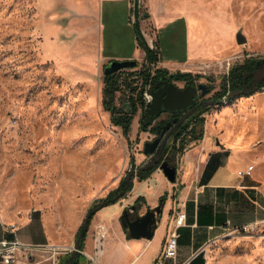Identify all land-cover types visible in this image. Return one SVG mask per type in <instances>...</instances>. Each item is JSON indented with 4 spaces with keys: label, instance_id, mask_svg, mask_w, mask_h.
Here are the masks:
<instances>
[{
    "label": "rangeland",
    "instance_id": "rangeland-1",
    "mask_svg": "<svg viewBox=\"0 0 264 264\" xmlns=\"http://www.w3.org/2000/svg\"><path fill=\"white\" fill-rule=\"evenodd\" d=\"M80 1L0 0V200L40 208L48 217L59 211L64 222L96 207L125 178L130 162L138 168L145 159L143 143L153 139L150 128L156 126L155 120L141 126L143 92L149 93L152 82L142 85L143 77L129 75L139 71V58L129 59L135 67L111 73L116 90L110 105L135 107L125 135L103 104V66L109 60L99 55L124 53L135 39L125 1L113 4L112 18L110 4L103 6L99 55L97 23L83 16L85 8L94 10L93 0L85 7ZM146 5L149 18L136 25L145 44L152 39L163 63L141 71L186 72L192 85L207 87L203 98L219 102L200 109L202 130L225 137L246 158L264 194V84L224 100L231 91L230 68L264 57V0H147ZM237 32L243 43L236 41ZM228 59V69L219 66ZM166 155L159 162L171 165ZM204 253L205 264H264L263 231H233L210 242Z\"/></svg>",
    "mask_w": 264,
    "mask_h": 264
},
{
    "label": "crops",
    "instance_id": "crops-1",
    "mask_svg": "<svg viewBox=\"0 0 264 264\" xmlns=\"http://www.w3.org/2000/svg\"><path fill=\"white\" fill-rule=\"evenodd\" d=\"M119 1L93 0L94 10L87 13L85 8L83 12L86 19L97 23L98 55L103 6L110 4L108 14L112 18L117 14L113 4ZM123 1L128 11L129 0ZM80 4L85 7L88 3L82 0ZM146 4L147 0H143V20L149 18ZM180 19L163 24L159 29H166ZM173 32L174 29L168 35L173 37ZM143 54L137 39L133 38L131 48L124 53L99 56L109 61L139 58L141 64ZM187 134L181 153L172 159L171 165L175 166L173 182L167 181L159 170H154L146 178L130 180L131 188L124 195L93 211L80 243L77 264H153L178 207L185 212V220L184 225L177 228V263L188 260V264H205L207 245L233 231L246 227L252 228L251 232L264 231V194L251 175L253 170L249 175L236 173L249 164L246 158L227 144L225 137L212 138L206 128L198 139H191ZM157 207L160 211L155 215L150 236L130 237L121 225L123 212L132 219ZM55 214L48 217L40 208L18 207L0 200V238L9 240L15 235L23 243L69 246L84 213L70 215L66 222L62 213L57 211ZM163 264H171V261L165 260Z\"/></svg>",
    "mask_w": 264,
    "mask_h": 264
},
{
    "label": "water",
    "instance_id": "water-1",
    "mask_svg": "<svg viewBox=\"0 0 264 264\" xmlns=\"http://www.w3.org/2000/svg\"><path fill=\"white\" fill-rule=\"evenodd\" d=\"M235 39L238 43H243L245 38L244 36L237 32L235 34ZM135 65L134 60H110L103 66V75H108L114 73L122 68L133 67ZM252 79L249 81L246 87H242L239 90L230 91L225 97L224 100L227 101L231 97L241 94V93H251L256 90V85L258 83L264 84V57L258 58L254 62V69L251 72ZM154 89H149V100L145 103V108L143 110V121L142 125L146 127L151 124L152 121L162 112L167 113H177L186 108H188L191 103L196 98V88L201 89L200 94L204 95L206 93L205 86L203 84H197L196 86L187 85L184 88H178L171 82H163L162 85L159 83L154 84ZM219 101H206L207 104L218 103ZM200 107L199 109H202ZM191 112V110L184 113L181 118H179L176 123L172 126L171 130L176 128L185 117ZM169 123H166L162 127L161 135L165 129H167ZM169 130L165 136L160 139V137H155L151 141H146L143 143L142 153L145 156L144 161L138 166L137 169L133 170V163L130 162V170L124 178V185L128 186L131 177L136 176L140 177L141 170H147L157 164L159 170H161L164 177L169 182L175 180V166L170 165L167 160H161L164 149L168 146V134L171 131ZM123 193V190L120 189L116 194V197L120 196ZM99 207V206H98ZM97 207H92L86 210L84 213L79 229L76 231L75 236L72 241V247L65 258L64 264H72L74 261L76 253H79V244L81 236L84 234L87 226V219L89 214L96 210ZM160 209L157 207L153 210H147L141 216H135L132 219H129L126 212H123L124 220L121 225L124 229H127L128 235L130 237H149L151 234L152 226L155 224V215L159 213Z\"/></svg>",
    "mask_w": 264,
    "mask_h": 264
},
{
    "label": "trees",
    "instance_id": "trees-1",
    "mask_svg": "<svg viewBox=\"0 0 264 264\" xmlns=\"http://www.w3.org/2000/svg\"><path fill=\"white\" fill-rule=\"evenodd\" d=\"M133 29H134V35H135V38L137 39L138 45L143 50L144 54H143V61L140 64V69H139V71H137L138 73L133 72V73H129V75L130 76H132V75L138 76L139 75V76L143 77L142 83H141L142 85L145 83L147 84L150 81L153 83L154 80L158 77L167 76V74H168L167 71L163 68H160V67L154 68L152 75H150L149 71H147V72L141 71V69L144 68V66H146L145 68L148 69L150 64L156 63L157 61H159L160 58H159V56H156V54L151 49H149L148 46L144 43V41L139 37V31H138L137 25H134ZM253 61L254 60H247L244 64L235 65V66L230 68V70L228 72L229 75H228V80H227L229 89H231V86L236 83V79H239L242 76V73L244 72L245 68L249 67L250 65L253 64ZM135 66L136 65H134L133 67H135ZM168 77L169 78H177V79H181V80H188L189 83H192L191 75L189 73H186V72L180 73V74H178V73L169 74ZM112 79H113L112 74H108V75L103 76V88H102V92H103V96H104L103 104H104L105 109L108 110L110 113V119H111L112 124L119 126L122 130V133L125 135L129 131L130 121L132 119L135 107H132L131 110L126 111V110H122L120 107H113L110 105L111 104L110 101L112 99L113 92H114V90H116L115 83ZM223 81H225V80H223ZM216 95L220 96L219 93H217ZM201 112H198V114L189 118L179 128V130L176 132V134L174 135L173 138L177 137L181 132L186 131V129L190 123H191V126L186 131V132H188V134H187L188 137L191 139L200 138L202 135L203 118L199 117L198 115ZM141 118L143 120V115ZM142 120H141V126H143ZM143 128L145 129L146 127H143ZM150 130L152 132H154L156 130V126H151ZM186 138L187 137H184L180 140L177 148L172 147L169 149L167 146L164 149L161 158L164 156L165 153H167L165 158H167L168 160H172L176 156V154H180L184 144L187 141ZM156 167H157V165L141 172V175L138 178H140V179L146 178L153 170L156 169ZM130 188H131V181L129 182L128 186H125L124 180L122 179L116 188L109 191L108 194L105 197H103L102 199L97 200L96 207L99 208L100 206H105V205H108V204L115 202L118 198V197H116V194L120 189H122L123 193H125ZM92 213H93V211L89 214L87 222H88L90 216L92 215ZM78 229H79V227H78ZM83 235L81 236V240H82ZM81 240H80V243H81ZM79 249H80V244H79ZM78 259H79V253H76L74 261L72 262V264H77Z\"/></svg>",
    "mask_w": 264,
    "mask_h": 264
},
{
    "label": "built area",
    "instance_id": "built-area-1",
    "mask_svg": "<svg viewBox=\"0 0 264 264\" xmlns=\"http://www.w3.org/2000/svg\"><path fill=\"white\" fill-rule=\"evenodd\" d=\"M144 16V6L143 0H129L128 6V22L131 25H136L139 22V19ZM142 33V32H141ZM145 35L144 33H142ZM146 45L151 49L156 56V47L153 46L152 39L147 40ZM156 63H152L154 67ZM219 66L228 69L230 66L229 59L224 63H219ZM208 69V68H207ZM227 72V71H226ZM143 99L145 101L149 100V93L143 92ZM178 139L176 138L173 142V145L176 147L178 145ZM253 170L251 164H247L243 169L237 170V175H249ZM185 212L178 207L175 211L174 217L171 220L169 225V230L167 233V238L155 258L153 264H163L165 260H170L171 264H188V260L182 263L176 262V253H177V228L184 225ZM99 230L102 228H98ZM245 230L250 231L252 228L246 227ZM102 234V233H100ZM264 234V231H263ZM72 247V244L69 246L58 245L54 243H44V244H31L23 243L18 240V238L13 235L9 240L0 238V264H57L58 258L63 255H67Z\"/></svg>",
    "mask_w": 264,
    "mask_h": 264
},
{
    "label": "flooded vegetation",
    "instance_id": "flooded-vegetation-1",
    "mask_svg": "<svg viewBox=\"0 0 264 264\" xmlns=\"http://www.w3.org/2000/svg\"><path fill=\"white\" fill-rule=\"evenodd\" d=\"M254 62L255 60L253 61V64L250 65L249 67H246L244 72L242 73V76L239 78V79H236V83L234 85L231 86V91H235V90H239L241 89L242 87H246L247 84L249 83V81H251L252 79V71L254 69ZM171 82L173 83L174 81V85L178 88H184L186 87L187 85H192V83H189L188 80H179L177 78H169L168 76H162V77H158L154 80V82L151 84V87L150 89H154L153 86L154 84L156 83H159L160 85L163 84V82ZM182 82L181 86H178L177 84H175V82ZM197 85V84H196ZM196 85H193V86H196ZM261 83H258L256 85V89H259L261 87ZM206 93L209 91V89L206 87ZM196 98L194 99V101L191 103V105L180 111V112H177V113H167V112H162L160 113L154 120H155V125H156V130L153 133V139L155 137H160V139H162L165 134L171 130L172 126L176 123V121L181 118V116L186 113L187 111L191 110V112L185 117V119L176 127L174 128L173 130H171L168 134V145H170L171 141L175 138L174 135L176 134V132L179 130V128L189 119L191 118L192 116L198 114V112L200 111V107L204 106L205 104L207 105L206 103V100L203 98V95L200 94L201 92V89H197L196 88ZM249 94V93H248ZM242 95H247L245 93H241V94H238V95H235V96H242ZM233 96V97H235ZM166 123H169L167 129L164 130V132L162 133L161 135V131H162V127L166 124ZM144 170H141V172H143Z\"/></svg>",
    "mask_w": 264,
    "mask_h": 264
}]
</instances>
